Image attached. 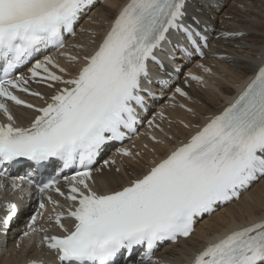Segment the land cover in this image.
<instances>
[{
  "label": "snow or ice",
  "instance_id": "1",
  "mask_svg": "<svg viewBox=\"0 0 264 264\" xmlns=\"http://www.w3.org/2000/svg\"><path fill=\"white\" fill-rule=\"evenodd\" d=\"M92 3L0 0V112L7 120L0 124V165L19 158L40 165L55 158L64 168L78 162L84 169L66 177L71 182L66 199L74 204L68 212L72 229H65L57 214L55 223L65 235H45L42 241L57 254L60 264H117L120 257L127 259L140 248L144 249L140 264H156L152 253L159 242L187 238L195 217L211 212L215 204L231 201L240 190L264 178V60L253 68L232 102L186 143L127 186L101 194L86 183L91 179L89 166L104 145L124 138L122 130L134 131L135 107L144 103L140 93L142 80L148 77V62H156L155 52L165 41L174 50H182L179 41L172 45L169 40L174 32L195 49L199 22L183 23L185 0H129L75 78L62 80L49 72L46 65L56 67L50 57L32 66V78L43 72V80L65 87L51 96L46 107L35 109L39 114L28 127L16 126L5 102L24 104L12 90L27 91L22 87L27 81L14 78V70L42 49L63 47V34L73 31ZM176 92L186 95L180 88ZM120 154L131 155L127 149ZM21 180L40 193L52 188L59 192L56 177L39 184L31 178ZM20 187L12 183L13 190ZM49 202L54 203L50 197ZM5 208L3 223L7 225L17 207L8 203ZM36 219L33 216L28 225L32 232L42 231L33 227ZM191 264H264V221L209 245Z\"/></svg>",
  "mask_w": 264,
  "mask_h": 264
},
{
  "label": "bare ground",
  "instance_id": "2",
  "mask_svg": "<svg viewBox=\"0 0 264 264\" xmlns=\"http://www.w3.org/2000/svg\"><path fill=\"white\" fill-rule=\"evenodd\" d=\"M125 0H107L104 4L97 7L89 17L92 18L93 25L87 24V26L96 32H99L105 27V22H108L116 13L118 7ZM204 7L208 8V11L213 14V10L209 8V5L204 4ZM242 7L243 9H241ZM227 12L232 19L225 22L224 26L229 31H244L250 33V36L244 41H241V47L238 49L233 48V44L229 47L232 51L233 63H219L215 73L217 76L212 79L214 84L213 90H196L193 87L189 90L191 96L194 99V104L191 107L194 109L195 116L202 115L208 111L211 114L212 111H219L222 109L223 104L229 96L233 95L238 85L246 83L249 76L252 75L253 68L256 67L258 58L261 57L264 48V0H232L228 2L226 6ZM215 16V15H214ZM201 15V19H203ZM218 18L217 16H215ZM89 36L83 34L79 37L84 44L88 43ZM240 43V42H238ZM68 71H75L72 66H67ZM41 90L51 93L46 89ZM37 102V101H36ZM13 113L18 124H27L33 118V113L20 109L13 108ZM172 119H176L174 113H170ZM190 118L187 114L181 117V119ZM170 129L176 127L174 124L166 125ZM166 144V142H165ZM152 149L158 150V159H161L167 153V149H162L159 146L150 145ZM117 178L105 175L102 181H99V188L102 191H108L115 187ZM225 212L229 215L226 220V226H243L251 223L255 220L264 217V181L255 185L247 195L242 197L237 203L225 209ZM205 224L215 232L218 227L211 221L206 220ZM207 236V235H205ZM189 241H183L182 246L188 247ZM198 245H192V248ZM175 255H165L164 257L176 263L183 262L185 255L181 252L180 247L173 246ZM38 250L34 245H22L19 251L14 250L13 242H10L6 247V253L0 254V264H20L26 261L28 258L36 257Z\"/></svg>",
  "mask_w": 264,
  "mask_h": 264
}]
</instances>
